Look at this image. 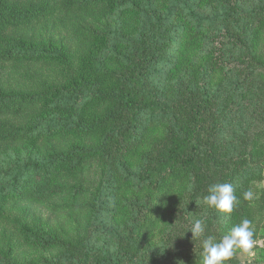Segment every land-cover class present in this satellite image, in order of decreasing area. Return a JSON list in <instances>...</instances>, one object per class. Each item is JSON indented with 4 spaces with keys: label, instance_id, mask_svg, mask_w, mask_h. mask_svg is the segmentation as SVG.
<instances>
[{
    "label": "trees",
    "instance_id": "1",
    "mask_svg": "<svg viewBox=\"0 0 264 264\" xmlns=\"http://www.w3.org/2000/svg\"><path fill=\"white\" fill-rule=\"evenodd\" d=\"M203 3L0 0V41L12 32L25 41L22 52L18 42L0 51L3 63L44 64L51 52L28 46L34 37L28 33L58 20L82 47L99 44L98 58L110 66L91 88H70L68 70L56 76L64 81L58 96L46 91L0 103V118L19 117L36 101L53 108L33 127L42 156L11 168L0 188L6 200L22 204L32 221L41 220L29 209L38 205L66 214L72 225L73 215L88 224L81 235L63 228L32 235L26 246L41 251L38 264H201V239L187 230L194 220L204 217L205 234L223 236L214 223L222 212L202 198L210 184L235 186L245 178L248 145L264 139V87L251 86L263 73L264 0ZM105 11L116 17L101 30ZM23 133L14 130L10 138ZM84 158L98 159L104 171L93 206L89 197L79 201L84 196L59 168L74 160V171L81 170ZM233 263L235 255L227 262Z\"/></svg>",
    "mask_w": 264,
    "mask_h": 264
},
{
    "label": "rangeland",
    "instance_id": "2",
    "mask_svg": "<svg viewBox=\"0 0 264 264\" xmlns=\"http://www.w3.org/2000/svg\"><path fill=\"white\" fill-rule=\"evenodd\" d=\"M155 1L159 7L166 2V0ZM256 2L257 0H244L245 5H253ZM208 3L209 0H204L203 6L207 7ZM115 17V13H109V11L99 15L100 29L104 30L105 26L113 25ZM262 22L264 24V18ZM66 24L52 20L36 27L32 33H28L34 36L29 43L32 45L28 46L44 48L51 52L50 56L45 57L46 62L44 64L21 61L9 64L0 60V103L21 101L22 99L28 101L33 94H44L46 91H51L54 96H58L64 86L61 83L64 81L56 77L61 72H65L66 76L68 70L73 71V74L67 76L69 79L66 81L70 88H91L99 82L102 74L110 70L109 64L100 61L98 58L96 49L99 44L89 47H82V45L77 44ZM21 37L24 38L21 33H9L7 39L0 41V51L7 49L10 44L18 42L14 47L21 48L19 51L22 52L23 49L19 42L25 44V41ZM55 60L58 62L53 63ZM258 62L262 63L261 73H263L261 76L259 75L258 80L252 82L251 86L254 89L257 84L264 87V53L259 56ZM261 91L264 93V89ZM239 98L246 99V96ZM261 102H263L262 108L264 109V100L261 99ZM52 111L53 108L50 107V103L45 105V102L36 101L32 107L26 105L25 111L23 110L19 117L13 114H5L3 118H0V128L3 129L0 131V182L2 185L0 188H5L8 174L16 163L42 156L40 146L35 143L33 127L36 126L38 120L45 118ZM56 111L60 116H65V110ZM91 115L93 117L94 112ZM14 130L25 132L23 133L25 137L20 140H13L10 137ZM223 152L224 150L220 153ZM248 153L250 154V161L246 171L247 176L241 181L235 182L236 184L234 183L236 195L240 198L241 203L230 214L221 213L220 215L218 213L214 223L217 224L222 234L226 235L243 218L252 220L256 230L255 239L259 241L255 247L256 256L252 259V264H264V139L260 143L252 140L248 145ZM225 155L226 157L235 156L228 152ZM73 161L60 165L62 175H66L77 187L79 193L84 196L79 201L86 203V199L89 197L90 205L93 206V200L97 195L104 174L101 162L96 158H84L83 169L74 171ZM224 163L226 162L222 159L221 164ZM249 188L257 194V199L251 203L244 201L242 195ZM7 196V193L0 189V258L10 261L17 259L25 262V264L29 262L38 264L43 260L41 251L26 246V242L31 239L32 235L47 229L59 231V228L66 229L68 231L65 233L66 235H81L85 233V227L88 228V224L81 225L84 221L83 216L80 220L78 216L73 215L74 223L72 225L69 223L70 217H67L66 214L60 211H49L38 205H31L29 209L35 210L36 214L34 215H41V220L32 221L31 216L26 212L24 213L22 204H18L15 200L7 201ZM209 217L207 221H209ZM17 244H25V246L17 248ZM235 256L239 260V263L235 264H247V257L243 253L237 252Z\"/></svg>",
    "mask_w": 264,
    "mask_h": 264
},
{
    "label": "clouds",
    "instance_id": "3",
    "mask_svg": "<svg viewBox=\"0 0 264 264\" xmlns=\"http://www.w3.org/2000/svg\"><path fill=\"white\" fill-rule=\"evenodd\" d=\"M192 188L193 185L188 184L187 190L191 191ZM242 195L243 200L250 203L257 199V194L251 188L245 190ZM202 202L208 208L230 214L240 205L241 200L231 183H213L208 186L207 195L202 198ZM206 227V219L201 217L195 219L187 229L192 238L201 239V264H227L237 252L247 257V264H252V259L256 256L255 247L259 243L255 239L256 230L252 220L243 218L228 234L219 239L206 235Z\"/></svg>",
    "mask_w": 264,
    "mask_h": 264
}]
</instances>
